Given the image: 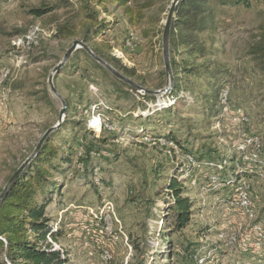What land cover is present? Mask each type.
I'll list each match as a JSON object with an SVG mask.
<instances>
[{"label": "rangeland", "instance_id": "1", "mask_svg": "<svg viewBox=\"0 0 264 264\" xmlns=\"http://www.w3.org/2000/svg\"><path fill=\"white\" fill-rule=\"evenodd\" d=\"M173 1L155 0L147 17H159L161 27ZM64 3L0 0V74L8 71L0 83V187L58 124L64 99L53 136L61 155L53 177L60 187L47 207L58 235L47 241L67 255L65 264H185L178 255L163 258L170 247L163 215L173 200L166 183L178 169L193 214L191 224L173 234L175 246L195 242L208 264H264V65L253 52L264 38V4L222 10L211 1L215 22L200 34L205 55L196 56L209 67L198 79L203 87L191 73L183 97L164 95L151 103L144 92L96 66L82 48L54 72L59 95L54 93L50 74L81 39L55 37L58 24L82 17L77 0ZM56 4L62 7L42 17L29 12ZM107 8L100 18L110 24L95 40L111 45V54L151 89L167 87L168 77L160 87L163 37L144 36L146 26L130 22L123 7ZM69 63L74 65L66 69ZM164 133L194 153L228 156L227 174L235 179L222 182L205 164L189 169L192 158L182 148L154 138ZM82 134L98 148L85 163ZM255 153L257 160L250 159ZM241 187L254 218L242 205Z\"/></svg>", "mask_w": 264, "mask_h": 264}, {"label": "trees", "instance_id": "2", "mask_svg": "<svg viewBox=\"0 0 264 264\" xmlns=\"http://www.w3.org/2000/svg\"><path fill=\"white\" fill-rule=\"evenodd\" d=\"M71 1L65 0L63 7L68 6ZM211 1H215L216 5L222 10L226 7L248 8L255 4H264V0H179L171 20L169 41L170 62L174 79L173 86L170 92L164 94L145 93L143 97L146 101L149 100L153 103L164 95L183 97V91L186 89L185 83L190 80L188 77L191 73L194 74L197 80L206 75L205 72L209 68L208 64H198L196 56L199 52L202 56L205 55L206 49L201 44L200 34L215 22ZM77 3L79 5V15L82 17L78 23L66 20L58 24L54 31L55 37L59 39L80 37L79 40L86 43L98 57L112 65L124 76L146 89L153 90L144 79L136 77L134 69L128 68L122 63V59L111 54L109 51L111 45L100 43L95 39L100 37L103 30L108 28L110 24L106 19L100 18L102 10L108 11L107 4L109 3H115L123 7L124 14L130 22L143 23L146 26L143 29L144 36L153 38L159 35V38L163 37L165 25L158 27L159 17H147L146 13L147 9L155 5V0H77ZM61 7V4L42 5L31 8L29 12L35 17H42ZM158 41L160 42L161 39H158ZM125 43L126 41L123 45ZM161 47L163 52V43ZM253 52L254 54H261L260 60L264 65V38L262 42L256 45ZM87 57L99 68L106 72L109 71L90 54L87 53ZM72 65L74 64L69 63L66 69L72 67ZM204 69L206 70L203 71ZM160 73V87H162L166 83L167 74L165 69L161 70ZM212 77H215V75ZM198 82L199 86L203 87L199 80ZM122 83L130 89L138 91L128 83L123 81ZM217 102L220 101L217 100ZM57 131L54 130L48 135L33 160L23 169L2 200L0 205V264H65L68 262L67 255L63 254L61 250H54L52 244L47 241L48 235L52 236L54 240L57 239L58 235L47 213V207L54 200V196L60 187L53 177V172L60 169V163H56V161L61 155L57 151L53 140V136ZM151 136L153 135L151 134ZM80 137L83 138L82 142H84L83 146L85 147V154L82 157L83 163H85V159L89 160L90 154L98 148L96 143L89 140L86 135L82 134ZM154 138L182 148L185 155L192 158L191 162L193 164L190 163L189 169H192L193 166L198 168L205 164L208 173L214 174L218 180L227 182L235 179L232 178V175L227 174L226 162L230 158L228 156L220 157L217 150L194 153L180 143L176 135L172 133L156 134ZM208 154L209 157H207ZM67 160V158L61 159L64 163L68 162ZM242 166L246 168L249 165L242 163ZM17 169L13 170V173ZM179 172L180 169L176 170L175 176H170L166 183L173 200L167 208V213L163 215V217H166L164 221H166L170 230L164 237V242L168 243L170 247L167 252L163 251V258L178 255L185 264H200L201 255L198 253L195 242L191 240L179 242L177 245L179 249L176 250L177 246H175L173 240V234L180 233L191 224L193 214V202L188 196L183 195L184 189L178 179ZM242 172L248 173L246 169H243ZM238 177L240 175H237ZM3 188L0 187V194ZM204 260L203 264H208L206 257ZM146 262V259H137L134 264H146ZM211 264H214L213 261Z\"/></svg>", "mask_w": 264, "mask_h": 264}, {"label": "water", "instance_id": "3", "mask_svg": "<svg viewBox=\"0 0 264 264\" xmlns=\"http://www.w3.org/2000/svg\"><path fill=\"white\" fill-rule=\"evenodd\" d=\"M179 2V0H174L172 5L169 8L168 14H167V18H166V22H165V26H164V32H163V58H164V63H165V71L167 74V77L169 78V85L161 90H149L146 89L140 85H138L136 82L132 81L131 79L127 78L126 76H124L121 72H119L118 70H116L112 65H110L109 63H107L105 60H103L102 58L98 57L91 49L90 47L84 43L82 40L79 39H75L71 45V47L68 49V51L65 54L64 59L57 65V67L53 70V72L50 74L49 77V85L51 87V89L54 91V93H56L57 95H59L58 91L56 90V88L54 87L53 84V76H54V72H57L68 60V58L70 57V55L77 49H84L88 54H90L94 59H96V61H98L100 64H102L106 69H108L113 75H115L118 79L128 83L129 85H131L133 88L137 89L140 92H144V93H148V94H161V93H166V92H170L173 86V72H172V68H171V62H170V54H169V41H170V27H171V20L174 14V10L175 7L177 5V3ZM63 102V108L61 109L60 112V118H59V122L56 126L50 127L45 134L42 136V138L40 139V141L38 142L35 151L27 157V159L20 165V167L13 173V175L11 176V178L8 180V182L6 183V185L4 186L1 194H0V205L2 203V200L4 198V196L7 194L9 188L11 187V185L13 184V182L18 178V176L20 175V173L23 171V169L27 166V164H29L34 156L36 155V153L39 151V149L41 148L43 142L45 141V139L48 137V135L58 129V127L61 125L62 123V114L65 112L66 107H67V103L64 99H62Z\"/></svg>", "mask_w": 264, "mask_h": 264}, {"label": "built area", "instance_id": "4", "mask_svg": "<svg viewBox=\"0 0 264 264\" xmlns=\"http://www.w3.org/2000/svg\"><path fill=\"white\" fill-rule=\"evenodd\" d=\"M8 75V71H5V70H3L2 72H1V74H0V83L2 82V80L6 77ZM243 149V148H242ZM258 151H259V149H258ZM258 153H255V157H250V159H252V158H254V159H256V158H258ZM257 160V159H256ZM255 160V161H256ZM240 191H241V196H242V205L245 207V209H246V213H247V215H248V217L249 218H254V213H253V211L251 210V209H249V203H248V195H247V192H246V190L243 188V187H241L240 188ZM256 228H258L259 229V227H256ZM199 263L200 264H203L204 263V258H201V259H199Z\"/></svg>", "mask_w": 264, "mask_h": 264}]
</instances>
